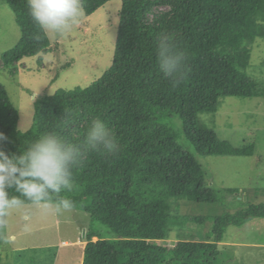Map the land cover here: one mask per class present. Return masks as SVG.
<instances>
[{
  "label": "trees",
  "instance_id": "1",
  "mask_svg": "<svg viewBox=\"0 0 264 264\" xmlns=\"http://www.w3.org/2000/svg\"><path fill=\"white\" fill-rule=\"evenodd\" d=\"M5 1L21 38L2 54L4 66L16 68L27 57L53 50L48 33L29 16L27 0ZM109 1L81 5L90 16ZM117 17L110 66L89 85L44 94L32 127L23 133L20 111L0 84V132L7 137L0 149L19 155L45 132L79 142L90 119H103L120 152L86 154L74 170L73 191L61 193L88 214L92 226L101 223L112 234L91 227L82 264H220L226 228L264 218V202L243 200L238 188L208 182L198 155L252 156L255 146L221 139L200 114L216 113L222 97L258 95L249 68L253 50L264 42V0H122ZM161 32L187 57V76L176 88L157 70L155 38ZM223 192L248 208L213 216L181 211L188 201L221 203ZM208 221L212 225L205 230ZM173 233L177 242L165 245Z\"/></svg>",
  "mask_w": 264,
  "mask_h": 264
},
{
  "label": "rangeland",
  "instance_id": "2",
  "mask_svg": "<svg viewBox=\"0 0 264 264\" xmlns=\"http://www.w3.org/2000/svg\"><path fill=\"white\" fill-rule=\"evenodd\" d=\"M121 5L122 0H110L90 16L83 12L80 22L65 35L48 33L52 44L56 45L53 50L27 57L16 68H11L4 66L2 54L19 41L21 29L12 8L5 0H0V84L6 87L20 111L19 127L26 130L32 127L36 106L44 94H52L59 88L89 85L110 66ZM252 62L249 73L256 82L258 95L222 97L218 111L201 113L200 119L221 139L229 140L236 147L253 144L254 155H198L197 158L205 167L211 185L238 188L243 200L249 197L250 202L262 203L264 42L253 50ZM221 196L222 202L217 204L186 200L181 211L213 216L248 208V204H242L234 195L223 192ZM26 207L31 212L28 231L23 228L25 222L20 211H13L7 226L0 230V234L11 237L10 243L0 241V264H82L84 240L91 227L107 237L112 236L101 223L92 226L88 214L82 210L72 208L58 214L30 203H26ZM211 225L208 221L205 230ZM172 235L163 242L165 245L177 242L175 233ZM76 240L79 245L74 243ZM220 250V264H264V218L240 226L229 225Z\"/></svg>",
  "mask_w": 264,
  "mask_h": 264
},
{
  "label": "clouds",
  "instance_id": "3",
  "mask_svg": "<svg viewBox=\"0 0 264 264\" xmlns=\"http://www.w3.org/2000/svg\"><path fill=\"white\" fill-rule=\"evenodd\" d=\"M27 7L33 23L44 34L65 35L84 14L81 0H27ZM155 58L162 78L173 88L179 87L187 76V57L170 34L161 32L156 36ZM24 131L18 128L19 133ZM5 140L7 137L0 132V143ZM119 152L114 130L99 117L90 119L79 142H71L57 132H45L19 155L0 149V230L7 226L13 211L22 213L23 228L29 230L31 212L26 202L58 214L71 210L73 200L61 193L73 191L74 170L85 155L114 157ZM0 241L10 243L11 237L0 234Z\"/></svg>",
  "mask_w": 264,
  "mask_h": 264
},
{
  "label": "crops",
  "instance_id": "4",
  "mask_svg": "<svg viewBox=\"0 0 264 264\" xmlns=\"http://www.w3.org/2000/svg\"><path fill=\"white\" fill-rule=\"evenodd\" d=\"M257 219V218H256ZM253 220H255V219H253ZM74 243H76L77 245H79V241H75ZM225 244H227V245H231V244H228V243H225ZM232 244H235V243H232ZM239 244V243H238ZM231 246H233V245H231ZM85 247V246H84ZM83 259V258H82ZM83 263V262H82Z\"/></svg>",
  "mask_w": 264,
  "mask_h": 264
}]
</instances>
